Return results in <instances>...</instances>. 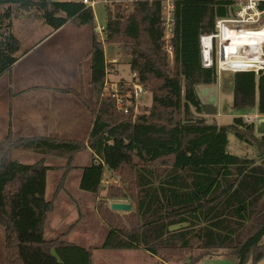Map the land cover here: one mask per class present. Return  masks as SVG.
<instances>
[{"label":"trees","instance_id":"trees-1","mask_svg":"<svg viewBox=\"0 0 264 264\" xmlns=\"http://www.w3.org/2000/svg\"><path fill=\"white\" fill-rule=\"evenodd\" d=\"M163 2L136 0L128 8L120 3L106 7L104 39H97L94 31L88 52L92 72L86 105L93 125L87 145L77 139L10 132L0 141L5 264H92L91 247L62 235L45 236L54 208L46 197L50 166L44 158L33 163L14 158L15 150H31L69 154L73 161L87 147L94 161L85 168L80 187L95 194L99 217L109 228L103 248L142 249L162 262L151 264H194L219 249L235 255L238 264H245L250 255L255 262L264 258V134L244 117L264 114V68L235 73L230 124L208 121L197 87L216 83L219 73L216 65L202 62L201 36L214 33L218 19L235 13V0H172L168 37ZM13 6L43 13L56 29L69 20L95 26L93 10L81 3L0 0V75L12 67L20 49L10 31ZM259 9L264 10V0ZM105 43L127 50L138 83L152 93L146 112L125 114L113 99H101L108 65ZM229 133L253 145L254 155L232 153ZM105 167L112 172L106 185ZM109 199L126 200L132 209L112 210Z\"/></svg>","mask_w":264,"mask_h":264},{"label":"rangeland","instance_id":"rangeland-1","mask_svg":"<svg viewBox=\"0 0 264 264\" xmlns=\"http://www.w3.org/2000/svg\"><path fill=\"white\" fill-rule=\"evenodd\" d=\"M52 1L65 2L67 0ZM236 3L237 9H234L236 10L235 13L240 11L238 1H236ZM52 7L53 6L49 8V11L54 10ZM13 8L15 7L13 6ZM16 8L13 9V18L20 17L22 15V9L18 10L19 7ZM260 11V19L255 22V25L249 24L250 26H246L247 28H259L264 24V12L263 10ZM27 12L33 13L23 20H13V18L11 19L12 27L10 31L13 33V35H15V37L21 40V51H24L31 44L41 40L47 32L56 29L52 23L47 21L43 13H38L36 10ZM22 13H24V10ZM93 13L95 25H104L106 22L105 5L97 4L93 8ZM55 15L58 16L61 15V13L57 12ZM7 23L8 21H5L3 22V25ZM62 28L63 29L61 31L58 32L57 30L48 37L49 39L47 41L37 46V50L28 56L26 61L19 64L16 68L3 72V74L0 75V86L5 82V80H8L9 76H15V79L17 80L22 79L23 83L25 82L24 85L26 86L28 81H33V84H35L36 81L53 80V78H56L55 84L58 85L57 87L60 90L65 89V91H67L66 88L69 87L73 89L80 88L79 79L81 76L83 78L87 77V75H83V71L79 72L78 68L79 65L83 63V68L85 66V69H87L88 63L86 61L85 54L89 52L92 45V26L89 24H82L78 26L75 22L69 20L63 25ZM75 28H78L79 30L75 31ZM262 41L263 39L259 40V42ZM261 46L264 47V43H261ZM104 48L106 57L108 58V73L107 79L105 80L104 86L102 88L101 99H113L115 101L116 109L125 114H129L131 111L134 113V115H139L146 112L152 104V93L143 87V85L138 83L135 74L130 68L129 57L126 52L127 50L121 44L105 43ZM229 67L232 70L245 68L236 67L234 64H229ZM260 69L257 68L254 69V71L256 72L257 70L258 72ZM27 70L31 71L28 76L25 74ZM231 71H227L225 73V81H223L221 77H218L217 82L210 85L209 88L214 87L218 93L214 91L213 94H207L208 96H206L207 99H210L209 101L213 99L218 101L217 108L219 110V114H204L208 121H215L219 125L230 124L233 121L235 115V112L232 109L234 91L231 87V83L228 81V79L233 78L232 74L235 71ZM85 83H82V90L83 92H87L88 95L91 92V87L90 85L89 87L84 85ZM34 90H36V87H34ZM10 91H13L14 95L16 94L13 89ZM249 116L251 118L250 120L247 119ZM244 117L247 121H255L257 123L258 118L264 117V114H259L258 112L256 114V112H253L245 114ZM3 128V124H0V141L8 134V132H5ZM21 135L31 137L59 136L63 138H75L77 140L83 141L84 143L87 142V134L85 133L52 135L44 132L34 131L23 133ZM89 149L90 148L87 147L80 151L73 161H70V157H68L69 154L62 156L60 154L54 153H37L31 150H15L14 158L15 160H19L20 162L24 163H33L44 158L46 163H49L45 165L50 166L46 173L47 187L49 191L52 193L58 191L61 197L59 201L67 198L73 201L74 197L71 196H74V193L71 190L66 189H72L76 193H79L78 190H83L80 187L82 174L85 168L91 165L94 161L92 158L93 154L91 149ZM228 149L235 154H245L252 156L255 153V147L253 145L239 141L233 133H229ZM111 177L112 173L110 169L105 167L103 174L104 185L108 184ZM105 193L106 190L103 191L104 195ZM88 200L89 202L87 201V205L83 203L79 205L77 203L72 204L74 207H77V214L74 211V215L69 214L65 217L67 224L69 225L71 223L73 228L68 234H63V237L66 239H72L82 246L91 247L93 252V264H124L119 256H116L117 261H115L114 258L115 255L125 252L123 249H108L102 247V242L104 241L109 228L100 219L97 212V207L96 210L92 208V196H90ZM59 212L61 215H63L66 212V209L62 207L59 209ZM51 223L53 227H57L54 222ZM67 224L63 225V227L60 229L68 231ZM60 233L61 232H54V234L47 237H57L60 235ZM76 234H78L77 239L73 238V236L76 237ZM262 241L264 242V235L262 237ZM198 253V250L194 251L195 255ZM166 263L179 264L173 261ZM0 264H5V229L2 225H0ZM194 264H238V259L235 255L228 254L224 249H219L215 251L213 255H204ZM245 264H264V258L258 262H255L252 255H250Z\"/></svg>","mask_w":264,"mask_h":264},{"label":"crops","instance_id":"crops-1","mask_svg":"<svg viewBox=\"0 0 264 264\" xmlns=\"http://www.w3.org/2000/svg\"><path fill=\"white\" fill-rule=\"evenodd\" d=\"M233 7L234 9H237V4H234ZM22 12L23 10L21 11L22 15L20 17H14L13 20L14 19L23 20L24 18L30 16V14L33 13V12H27L26 10H24V13ZM228 17H234V14ZM250 25H255V24H250ZM250 25L245 24L244 26H250ZM62 27L47 32L41 40L31 44L24 51H21L22 43L21 40L18 38L20 41V49L16 53L18 59L13 63L12 68L10 69L16 68L19 64L26 61L28 56H30L35 50H37L36 49L37 46L47 41L49 39L48 37L51 36L57 30L58 32L61 31L63 29ZM78 30H79L78 28H75V31ZM91 31H92L91 36L93 39L94 28L93 29L91 28ZM104 52H105V48H104ZM105 57H106V53H105ZM85 58L88 63L87 69H85V66L83 68V63L79 65L78 69L79 72L83 71L84 72L83 75L86 74L87 77L82 78L81 76V78L79 79L80 88L78 89H73L69 87L66 88L67 91H65V89L60 90L57 87L58 85L55 84L56 78H53V80L36 81L35 84H33V81H28L26 86L24 85L25 82L23 83L21 77H20L21 80H17L15 79V76H9L8 80H5V82L2 83V85L0 86V124L1 125L3 124L4 127L3 130L5 132L8 133L10 132L14 135H19V136H25L21 134L27 132H34V131L44 132L52 135L66 134V133L68 134L85 133L87 134L86 138H88V134L90 133V130L93 125V118L90 115V112L88 111V107L86 105V101H88L89 94L87 95V92L85 91L83 92L82 90V86H83L82 83L86 82L84 85H87L89 87L91 81L92 69H91L90 55L88 52L85 54ZM170 59L171 60L173 59V55H171ZM215 60H216L215 62L216 67L219 73V78L221 77V79L225 81L224 78L226 76L225 73L227 71H231L232 69L230 67L222 68V69L219 68L220 60L218 58V54L216 55ZM106 62L108 64L107 57H106ZM27 71L25 73L27 74L26 76H28L29 73H31L30 70ZM106 71L108 73V65ZM232 71H235L232 74L233 78L228 79V81L229 83H231L232 85L231 87L234 91V75L236 72L239 71L236 70H232ZM106 79H107V75H106ZM205 86L201 85L197 87V93L201 101L207 103H214L217 105L218 101H216L215 99L209 101L210 99H207L206 97L208 96L207 94H213V92L214 91L217 92V90L214 87L209 88L210 85H205ZM34 87H36V90H34ZM12 89L14 90V92H16L15 95L13 91H10ZM216 114L217 115L219 114V110H217ZM26 137H31V136H26ZM66 139H75V138L67 137ZM85 144L87 145V142ZM76 156L77 155H75V157ZM45 164H49V163H46L45 161ZM66 190H71L74 193V196H71L74 197L73 201L68 198L59 201L61 197L58 191L52 193L51 191H49L48 187H46V197L54 201V208L50 212L45 226L46 237L51 236L52 234H54V232H61L60 235L63 236V234H68L71 231L73 226H71L72 225L71 223L69 225L67 224V221H65V217L68 216L69 214L74 215L73 214L74 211L77 214V207H74L72 205L73 203H77L78 205L83 203L87 205V201L89 202L88 198L92 196L91 206L94 210H96L95 194L90 192H85L83 190H78L79 193L74 192L72 189H66ZM115 201L127 202L126 200L123 199H110L109 203L111 204L112 202ZM62 207L66 209V212L63 215H61V213L59 212V209H61ZM51 222H54L57 225V227H53ZM65 224L68 225L67 227L68 231H65L64 229H60ZM77 236L78 234H76V237L73 236V238L77 239ZM47 238H53V237H47ZM67 240L76 242L72 239H67ZM124 251L125 252H122L114 256L115 261H117L116 256H119L124 262V264H151L159 260L155 255H151L149 252L142 249H131ZM135 251H140V252H135Z\"/></svg>","mask_w":264,"mask_h":264},{"label":"built area","instance_id":"built-area-1","mask_svg":"<svg viewBox=\"0 0 264 264\" xmlns=\"http://www.w3.org/2000/svg\"><path fill=\"white\" fill-rule=\"evenodd\" d=\"M68 2H76L83 4L86 8H93L97 4H104L105 9L109 5L114 3H120L125 8H128L136 0H67ZM163 19L166 37L172 32L173 26V3L172 0H163ZM238 1L240 11L234 13V17H224L216 21V31L214 33L203 34L201 36V49H202V62L205 66L209 67L216 65L215 57L218 54L219 68H227L229 64L226 63V53L229 50L230 53L235 52V49L231 46V37L234 32H242L247 29L245 24H256L255 22L260 19L261 11L259 4L261 0H235ZM237 4V3H236ZM105 24L95 25L94 31L97 35V39L103 40L105 36ZM264 43V40L262 41ZM231 44V45H228ZM242 48V46H241ZM169 55H173V49L171 46L167 48ZM262 63L260 68L264 67V47H262V54L260 55ZM258 68V69H260ZM257 69V68H256ZM236 71H254L253 68L249 69H235ZM257 72V70H256ZM247 119H251L250 116Z\"/></svg>","mask_w":264,"mask_h":264},{"label":"bare ground","instance_id":"bare-ground-1","mask_svg":"<svg viewBox=\"0 0 264 264\" xmlns=\"http://www.w3.org/2000/svg\"><path fill=\"white\" fill-rule=\"evenodd\" d=\"M234 33L231 37L232 45H228H231L235 52L230 53L229 50L227 51L226 63L234 64L236 67H245L240 69L260 68L263 61L260 57L262 42H259V40H264V24L259 28H247L242 32L237 31Z\"/></svg>","mask_w":264,"mask_h":264},{"label":"water","instance_id":"water-1","mask_svg":"<svg viewBox=\"0 0 264 264\" xmlns=\"http://www.w3.org/2000/svg\"><path fill=\"white\" fill-rule=\"evenodd\" d=\"M51 1V0H50ZM203 110L206 114H216L217 113V105L214 103L202 102ZM257 132L264 134V117H260L256 123ZM112 210L117 211H130L132 209V205L129 202L115 201L111 203Z\"/></svg>","mask_w":264,"mask_h":264}]
</instances>
